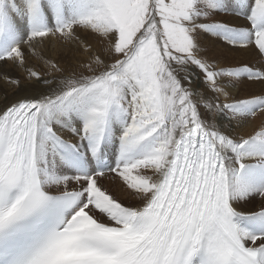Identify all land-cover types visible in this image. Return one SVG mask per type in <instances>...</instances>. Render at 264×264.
<instances>
[{
	"label": "snow or ice",
	"instance_id": "1",
	"mask_svg": "<svg viewBox=\"0 0 264 264\" xmlns=\"http://www.w3.org/2000/svg\"><path fill=\"white\" fill-rule=\"evenodd\" d=\"M0 85V264H264V0H0Z\"/></svg>",
	"mask_w": 264,
	"mask_h": 264
},
{
	"label": "bare ground",
	"instance_id": "2",
	"mask_svg": "<svg viewBox=\"0 0 264 264\" xmlns=\"http://www.w3.org/2000/svg\"><path fill=\"white\" fill-rule=\"evenodd\" d=\"M56 54V53H53ZM4 87L3 85H0V94L3 93L4 91ZM255 123H259V120L255 121ZM250 130L246 129L245 131ZM104 186L106 188H108L110 191H112L118 198L126 201V202H130L131 201V197L130 194L123 188V186L120 184V182L118 180H113V179H105L104 180Z\"/></svg>",
	"mask_w": 264,
	"mask_h": 264
},
{
	"label": "rangeland",
	"instance_id": "3",
	"mask_svg": "<svg viewBox=\"0 0 264 264\" xmlns=\"http://www.w3.org/2000/svg\"><path fill=\"white\" fill-rule=\"evenodd\" d=\"M103 182H105V181H103Z\"/></svg>",
	"mask_w": 264,
	"mask_h": 264
}]
</instances>
